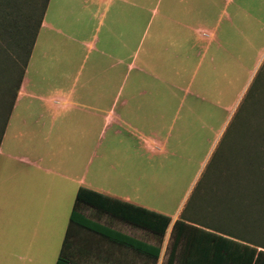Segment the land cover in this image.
<instances>
[{
    "label": "rangeland",
    "instance_id": "374dc122",
    "mask_svg": "<svg viewBox=\"0 0 264 264\" xmlns=\"http://www.w3.org/2000/svg\"><path fill=\"white\" fill-rule=\"evenodd\" d=\"M10 1L0 0V26L10 25L19 40L37 25L45 1L13 0V5ZM165 1L149 5L143 21L131 26L114 22L116 66L110 92L120 94L117 111L131 93L148 94L140 117H127L125 126L108 129L102 121L89 140L87 133H80V150L75 149L77 144L62 148L61 139H55L63 130V118L47 113L44 103L26 99L14 112L0 156V264L57 263L79 185L58 182L44 169L67 171L62 163L66 160L84 163L86 188L105 189L117 199L128 197L173 221L184 216L205 224L212 210L222 209L221 202L256 205V182L264 180V0L174 5L186 17H195L175 22L174 29H179L175 36L169 22L163 21L171 8ZM191 9L196 15L188 14ZM112 16L113 8L102 25L98 16L91 22L82 20L79 26L85 33L75 38L85 43L100 38L102 46ZM4 36L0 29V111L11 101L3 94L17 80L26 59L24 51L7 46L12 38L6 41ZM82 54L87 51L78 55ZM135 58L137 69L131 72L128 65ZM92 66L93 56L81 69L79 87ZM54 85L37 83L28 91L45 95ZM256 168L262 170L256 173ZM83 213L109 228L159 244L148 231L94 209L85 208ZM172 231L171 225L157 264L167 263ZM87 248L92 255L79 264H152L99 240Z\"/></svg>",
    "mask_w": 264,
    "mask_h": 264
},
{
    "label": "crops",
    "instance_id": "0c3cea01",
    "mask_svg": "<svg viewBox=\"0 0 264 264\" xmlns=\"http://www.w3.org/2000/svg\"><path fill=\"white\" fill-rule=\"evenodd\" d=\"M165 0H49L46 12L43 17L41 27L39 29L35 45L33 47L25 75L18 93L14 108L10 115L7 127L4 131L2 141L0 143V156L3 155L4 140L7 137L8 130L11 127L13 114L17 108L26 99L38 100L44 103L47 113H55L61 115L63 130L56 135L63 142L62 148H69V145H76L75 149H80V133H84L90 139V134L95 133L100 127L101 122L104 123V128L123 127L128 121L127 117H140L142 108L148 103V94L131 93L119 111L118 104L120 103V94L115 95L110 92L111 79L113 70L116 66L113 63L114 51L116 50L115 42L116 30L114 22L120 20L126 23V26H131L133 22L143 21L147 13L149 5H160ZM166 4L171 6L168 13L163 16V21L169 22L173 31L172 36L179 34V29L175 30V22L182 20H191L195 17H186L180 7V10L174 5L178 6H192L199 4L198 0H166ZM200 4H204L201 2ZM96 8V11H94ZM113 8V22L109 27L108 38L100 46V38L93 39L92 42L85 43L75 37L82 33L80 23L82 20L91 22L94 16H98L100 25L103 24V19L107 16L108 11ZM159 14L158 11H155ZM195 14L196 11L189 10L188 14ZM155 14V13H154ZM178 25L180 23H177ZM86 30V26H85ZM67 32L73 33V36L67 35ZM44 35V36H43ZM42 44H41V37ZM179 36V35H178ZM159 37V36H158ZM70 38L72 44H66V39ZM159 41L160 37H159ZM79 45H88L90 48H78ZM41 47V48H40ZM161 49V48H160ZM174 49V48H173ZM81 50L87 51V54L78 55ZM159 48H156L157 55ZM81 56V57H80ZM93 56L92 71L89 72L82 85L79 87L81 69L88 60ZM80 57V58H79ZM149 67V64L145 62ZM163 66V65H162ZM161 66V67H162ZM156 67H160L158 64ZM129 71H135L136 58L128 65ZM148 70V68H146ZM104 70V71H103ZM146 76L150 75L148 71ZM101 78H103L101 80ZM37 83L41 85L55 84L53 90L49 93L40 94L33 91H28L29 86L36 87ZM156 102L157 100L153 98ZM56 120L55 117H51ZM53 128L55 126H52ZM75 130V132H73ZM70 131V132H69ZM120 133L119 131H117ZM73 134V135H71ZM76 134V135H75ZM25 162H29L24 160ZM62 163L68 166V170L44 169L45 173H52L55 175L58 182H70L79 185L80 188H86V176L84 175L85 165L83 162H69ZM78 164L80 166H78ZM31 165V164H30ZM72 166V167H70ZM34 167L41 169V166L35 164ZM76 172L74 169L79 170ZM78 189V191H79ZM87 189L95 191L89 185ZM96 192L113 197L109 191L97 188ZM78 193V192H77ZM77 196V194H76ZM116 198V197H113ZM117 199V198H116ZM119 199V198H118ZM122 201L130 202L128 197L120 198ZM136 205V204H135ZM178 219H172V230L174 224ZM170 225V226H171ZM172 235V234H171ZM171 239V238H170ZM169 239V242H170ZM111 255V254H110ZM132 254H126L128 258ZM139 259L142 258L138 256ZM132 258V257H131ZM110 259V256H108Z\"/></svg>",
    "mask_w": 264,
    "mask_h": 264
},
{
    "label": "trees",
    "instance_id": "16d2710c",
    "mask_svg": "<svg viewBox=\"0 0 264 264\" xmlns=\"http://www.w3.org/2000/svg\"><path fill=\"white\" fill-rule=\"evenodd\" d=\"M43 1L45 2L41 6L37 25L19 40L13 36L10 25L4 23L0 26L5 35L4 39L7 41V38H12L11 42H6L7 46L13 45L26 55L23 65L18 69L17 80L11 81L12 85L3 94L5 99L11 98V101L0 111L3 118V124L0 125V143L48 6L49 0ZM10 3L13 5V0ZM2 47L0 43V48ZM261 170L256 168V173ZM247 203L238 206L221 202L222 209H211L205 224L194 223L181 216L174 224L166 264H264V180L256 182V205L249 201ZM85 208L94 209L98 213L148 231L158 238L159 244H151L102 225L88 218L83 213ZM171 223L172 218L168 215L80 188L56 264H79V261L85 260L86 255L87 260L90 259L92 254L88 252L87 244L94 240H99L114 250L133 252L143 260L157 264L163 238Z\"/></svg>",
    "mask_w": 264,
    "mask_h": 264
}]
</instances>
